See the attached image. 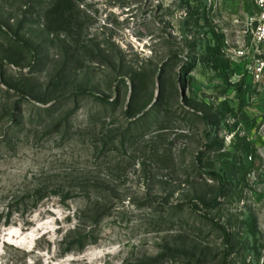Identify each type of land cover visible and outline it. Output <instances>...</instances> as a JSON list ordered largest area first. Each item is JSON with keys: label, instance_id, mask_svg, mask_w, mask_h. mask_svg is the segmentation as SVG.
Instances as JSON below:
<instances>
[{"label": "rangeland", "instance_id": "374dc122", "mask_svg": "<svg viewBox=\"0 0 264 264\" xmlns=\"http://www.w3.org/2000/svg\"><path fill=\"white\" fill-rule=\"evenodd\" d=\"M247 19L241 0H0V264H264Z\"/></svg>", "mask_w": 264, "mask_h": 264}, {"label": "built area", "instance_id": "2783aa9c", "mask_svg": "<svg viewBox=\"0 0 264 264\" xmlns=\"http://www.w3.org/2000/svg\"><path fill=\"white\" fill-rule=\"evenodd\" d=\"M256 8V14L246 20L245 36L249 45L236 52L238 59L246 63V77L253 85L264 92V0H250Z\"/></svg>", "mask_w": 264, "mask_h": 264}, {"label": "crops", "instance_id": "0c3cea01", "mask_svg": "<svg viewBox=\"0 0 264 264\" xmlns=\"http://www.w3.org/2000/svg\"><path fill=\"white\" fill-rule=\"evenodd\" d=\"M245 2L246 5V11H247V17H253L256 14V8L254 7L253 3L250 2V0H241ZM250 79H247V84L251 83V88H257L253 85V82L249 81ZM254 86V87H253ZM264 95V93H263ZM251 122H253L254 125H251V129H256L260 125H256L260 119L264 121V108L259 107H252L251 108ZM257 145L264 146V138L258 137L256 140Z\"/></svg>", "mask_w": 264, "mask_h": 264}, {"label": "trees", "instance_id": "16d2710c", "mask_svg": "<svg viewBox=\"0 0 264 264\" xmlns=\"http://www.w3.org/2000/svg\"><path fill=\"white\" fill-rule=\"evenodd\" d=\"M242 78L244 80V83H246V81H247L246 71H245L244 75L242 76ZM212 137H213V135H212ZM207 173H209L212 178L216 179L222 186H224V184L226 183L224 175L219 170L213 169V170L207 171ZM83 248L84 247H82L81 250H83Z\"/></svg>", "mask_w": 264, "mask_h": 264}]
</instances>
